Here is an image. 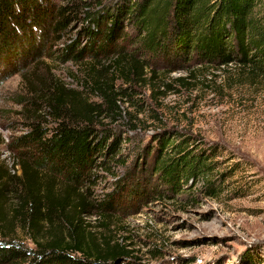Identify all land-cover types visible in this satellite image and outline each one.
Wrapping results in <instances>:
<instances>
[{
    "label": "rangeland",
    "instance_id": "374dc122",
    "mask_svg": "<svg viewBox=\"0 0 264 264\" xmlns=\"http://www.w3.org/2000/svg\"><path fill=\"white\" fill-rule=\"evenodd\" d=\"M125 1L31 0L29 26L8 23L16 34L7 42L13 50L0 57L1 162L12 174H21L24 160L43 162L33 145L21 142L34 120L49 128L58 122L40 89L73 90L77 97H68L79 98L80 109H100L94 119L101 134L110 133L107 147L117 142L108 158L96 155L91 175L75 192L91 204L112 201L108 217L90 206L81 218L100 240L128 251L117 264H264V78L234 64L206 65L190 76L182 60L138 52V28L129 12L112 51L102 38L92 42L85 33L90 16L116 13ZM62 8L66 25H58ZM27 49L33 57L18 63ZM119 53L142 62V79L129 73L133 63L116 60ZM173 136L188 139L196 152H216L209 175L216 196L200 176L179 193L163 184L155 164L163 140ZM41 170L42 178L62 188L65 174L51 165ZM18 232L30 243L29 233Z\"/></svg>",
    "mask_w": 264,
    "mask_h": 264
},
{
    "label": "trees",
    "instance_id": "16d2710c",
    "mask_svg": "<svg viewBox=\"0 0 264 264\" xmlns=\"http://www.w3.org/2000/svg\"><path fill=\"white\" fill-rule=\"evenodd\" d=\"M30 1L0 0V35L5 37L0 42V57L13 50L7 42L14 39L16 28L8 23L14 20L21 29L29 26L27 21L32 15L26 8ZM66 10H59L62 17L58 25H66ZM128 12L138 28V52L143 49L182 60L188 64L187 69L191 68L190 76L206 65L225 68L234 64L264 78V0H126L116 13L101 15L99 11L100 15L90 16L92 25L85 33L94 43L102 38L107 51H112L111 44L122 36L121 19ZM84 51L81 49L76 56ZM33 55V50L27 49L19 54L23 60L18 56L17 61L25 62ZM116 60L130 61L133 66L129 73L143 78L144 65L136 56L128 58L119 53ZM40 92L50 111L58 115V122L49 128L34 120L21 142L33 145L43 162L24 160L21 174H12L0 155V264H117L127 259L128 251L112 245L110 239L100 240L81 218L90 206L102 209L108 217L112 201L107 198L91 204L84 194L75 198L79 182L90 176L97 164L96 155L108 158L114 154L117 142L107 147L110 133L101 134L94 119L100 109L91 105L80 109V99L68 97L69 93L77 97V92L57 86L52 91L44 87ZM191 143L178 136L164 139L156 172L173 193L181 192L190 179L200 176L206 179L205 189L216 196V182L209 177L217 164L213 160L216 152H196L190 149ZM47 165L66 175L61 189L41 177V169ZM103 225L107 227V223ZM19 229L29 233L30 243L19 238Z\"/></svg>",
    "mask_w": 264,
    "mask_h": 264
}]
</instances>
